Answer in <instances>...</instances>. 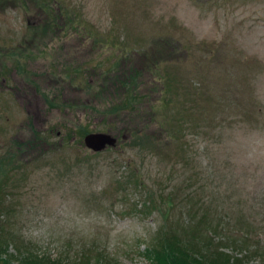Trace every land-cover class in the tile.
<instances>
[{
    "label": "rangeland",
    "instance_id": "1",
    "mask_svg": "<svg viewBox=\"0 0 264 264\" xmlns=\"http://www.w3.org/2000/svg\"><path fill=\"white\" fill-rule=\"evenodd\" d=\"M174 230L264 264V0H0L6 264H151Z\"/></svg>",
    "mask_w": 264,
    "mask_h": 264
},
{
    "label": "trees",
    "instance_id": "2",
    "mask_svg": "<svg viewBox=\"0 0 264 264\" xmlns=\"http://www.w3.org/2000/svg\"><path fill=\"white\" fill-rule=\"evenodd\" d=\"M137 84V83H136ZM118 91H123V88H117ZM130 90V93L134 92V95H136V91L138 90V86L133 84V87L126 88ZM125 89V90H126ZM128 100L123 101L121 100V104H117L116 106H110V111H121L124 106L128 107L132 104V97L127 96ZM127 113V112H126ZM127 117V116H126ZM209 241H212V239L208 238ZM7 240L1 239L0 236V264H6L8 262L6 257H3L5 254V249ZM205 239V241H198V238L192 235L191 233H186L183 231L182 233L178 232V230H174V232H170L165 234L164 232H159V235L153 240L152 245H148V249L144 253V256L147 260L151 262V264H210L209 262L213 261L210 260V257H213L214 259H217V261H221L227 264L228 263H234L238 264L232 256H229L226 253H223L222 251H209L211 248V243ZM200 247L203 253L206 255H202L199 252H197V248ZM221 250V248H220ZM216 256V258L214 257ZM26 258L25 262L27 260H30V262H43V264H56V262L59 261H51L50 259L41 258L39 260L36 259V257L31 258L32 256H28ZM24 261V260H22ZM29 262V261H28ZM52 262V263H51ZM97 262H104L102 258L98 259ZM60 264V263H59Z\"/></svg>",
    "mask_w": 264,
    "mask_h": 264
},
{
    "label": "water",
    "instance_id": "3",
    "mask_svg": "<svg viewBox=\"0 0 264 264\" xmlns=\"http://www.w3.org/2000/svg\"><path fill=\"white\" fill-rule=\"evenodd\" d=\"M84 145L94 153L105 150L107 147H115L117 139L107 133H89L84 137Z\"/></svg>",
    "mask_w": 264,
    "mask_h": 264
}]
</instances>
